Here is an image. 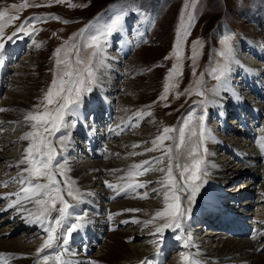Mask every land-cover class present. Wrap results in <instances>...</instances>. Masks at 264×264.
Here are the masks:
<instances>
[{"label": "rangeland", "instance_id": "1", "mask_svg": "<svg viewBox=\"0 0 264 264\" xmlns=\"http://www.w3.org/2000/svg\"><path fill=\"white\" fill-rule=\"evenodd\" d=\"M26 2L29 5L40 6L21 8L19 5L25 3V0H0V10H7L5 20L9 15L19 17L13 24L4 29L5 41L7 40V36L11 35L12 32L15 31V28L19 27L21 23L25 25V31L31 33V36H23L21 33H18L17 37L11 42H6L5 52L0 53V75L2 80L0 87V102L6 99V94L9 90L11 92L13 90V92L18 94L24 92V90H17V88L15 90L11 89V85L16 82L22 84L19 87L20 89H23L22 86L26 85V87H24L26 96L35 99V101H37L36 104H38L42 94L51 84L53 74L55 73L59 76L64 69V65L57 66L55 63V50L62 47L71 49V46L75 45L76 49H72L68 53V60L71 62L73 68L79 67L83 69L88 58L91 56V67L95 72L94 83L90 85L92 90L83 93L78 110H80V106L88 108L89 106L86 105L88 99H92V97L95 96L94 90L96 89L98 76L103 72L101 68L103 67V63H107V67L110 66V70L106 72H111V74L117 78L114 82H111L113 85H110V87L115 88V92L114 97L109 99V102L105 100V93L103 95L105 98L102 95H96L93 99L94 101L96 99V104L99 105L98 108L104 109V105H102L103 101H106L108 106L110 105L111 121L112 123L115 122V124L111 125L110 129V132H113L112 134L114 135L111 136V134H109L107 139L109 142L106 141L107 143H114L120 146L127 132L136 131L141 128L149 130L153 138L160 135L165 127H169L174 129L173 132L169 133L173 139L166 142L167 146H171L172 148L173 174L176 176L177 180L180 179V171H182L185 164L190 165L192 159L202 158L203 172L198 173V175L201 177L200 183L202 186L200 189L205 187V182L209 178L207 165L209 161H211V157L209 158V156L213 154V151H216L214 155L216 156L215 160L217 162L221 159V156L228 160L229 167L232 168V170H229L226 175L229 176L233 174V170L237 163V157L228 150L221 151L219 149L220 146H208V136H211V134L216 135L217 138L220 137L222 140L232 136L235 139H240L239 142H242V140L247 138V134L239 130L242 126L236 117L238 113L234 112L233 102L236 103V101L233 100L234 98H229L224 105L226 111L223 110L225 114L223 117L227 121L228 127V129L224 131L221 123L222 117H214L215 112L219 111L216 110L218 105L213 108L212 103L209 104V97L211 98V91L213 88L219 86L220 82L225 80L228 76L230 78H227V81L231 85L235 84L236 87H238L239 79L242 78V75L244 76V71H242L240 65H249L250 62L254 64H264V57L261 58L259 55L260 52L264 55V0H64L63 3H56V0H26ZM69 4L73 6L69 7ZM12 5H17L18 7L13 8L11 7ZM116 15L123 16L121 28H126L125 34L126 37H128L129 43L124 44L123 41L115 39L114 36L122 31L120 28L119 31L113 32L106 41H102V54L98 57L92 56L94 49L86 46L90 43L91 36L97 35L99 32L103 31L105 25ZM54 17H59V19H55ZM65 21H67V23H65ZM33 29H35V31H33ZM185 29H187L186 35H184ZM81 30H83V32H81ZM178 30L181 32V55L179 59L174 53V44L177 41ZM226 37L230 38L231 44V53L227 59L225 56L221 55V52L224 51L225 48L224 40ZM20 40L22 42L17 43ZM193 42L196 43L194 44ZM12 43L20 44V49L17 53H11L13 49L17 50V45H15L16 47H13V49L7 48L11 46ZM36 44L40 46L36 47ZM119 44L121 46L123 44L125 45L123 54L120 52L122 48H120L121 46ZM259 49L260 51H258ZM256 50L259 53L256 52ZM3 55L6 56V59L2 58ZM60 58L64 59L63 50L60 53ZM77 59H80L84 63L76 65L75 61ZM234 61L239 62L240 65H236ZM97 63L101 66L97 67ZM17 65L20 66L18 67ZM173 65L176 66V70L173 71L170 76V70L173 69ZM225 65L227 71L224 77L221 80H217L216 76L219 75V69ZM213 69L217 71L213 72ZM84 75L87 76V73H84ZM166 78H168L167 82L175 85V87H171L166 93V98L161 99L162 94H164ZM65 79H67V77H65ZM197 80L201 81L199 89L204 93L203 96L197 94ZM244 83L243 81L240 86L246 91L247 88ZM247 96L242 95V99L247 102V98H250L252 102L250 101L251 103H249L248 106H252L251 109L256 110L257 107L255 109L253 108V102L256 101L254 98L258 97L250 91H248ZM128 97L131 98L135 104V106H132L134 111L142 113L141 119L134 115L130 121H121L122 118L120 116H122L124 112L121 111L119 106L120 99ZM201 101H203V103H201ZM257 101H259V104L264 105V100H261V102L259 98ZM89 108L88 113L95 112L99 116L102 115L97 112L96 108ZM4 110L5 109H3V111ZM32 111L34 112L36 109L34 108ZM40 111H43V107L40 108ZM76 115L78 116V111ZM201 116L204 117L203 125L205 138L203 145L200 144L201 122L199 118ZM245 117L249 129L252 132L251 134L255 135L257 132L260 133L263 128L264 111L259 114L261 119L258 118L255 121L253 120L254 116L252 113L247 112ZM71 120V117H66L67 127L62 129V133H57V136L53 137V140L58 139L59 136L67 135L69 131L72 132V129L68 128V125H71ZM2 125L1 129L10 127L11 132L32 131L29 124H27L26 127L20 128L18 124H14L10 121H3ZM79 125L80 124L76 126L78 130L80 128ZM96 126L98 127V125ZM129 127L132 128L130 129ZM181 128L184 129V139L182 143L180 142L179 131ZM97 131H101V126L98 127ZM194 132L195 135L193 134ZM4 133L3 131L0 132V139L4 137ZM79 133L82 137V141L80 140L82 148L84 147L86 151L88 150V152H90L86 145L84 127H82ZM10 134L14 135L15 133L9 132L8 135L11 136ZM72 134L74 136V133ZM8 135H5V137H8ZM28 143L29 142L25 141L18 145L17 142L2 143L1 141L0 146H2L3 152H11L10 154H14L15 157H20V153H23V149L28 146ZM144 144L149 145V140H146L143 145ZM177 144L180 146L176 147ZM98 145L100 152L106 148V144L103 145V147H101L99 143ZM141 145L142 144L139 143L138 147ZM193 145L197 146L198 151L193 156H189V152ZM229 146L236 150L235 147ZM60 147V145H57L58 151ZM205 148L207 149L206 152L204 151ZM77 151L78 155L82 154L81 150ZM152 152H147V154ZM67 154L66 156H68ZM82 155L84 156V154ZM117 155L118 154H115V157ZM259 155L260 161L258 165H261L258 169L261 173H264V168H262L264 167V155H262V153H259ZM158 156L161 157L162 154L154 155L148 158V160L151 161L153 157L159 158ZM110 158L113 157L110 156ZM3 160L0 162H3ZM65 161V158L57 160L61 167L65 169L64 176L71 178L67 172L69 165H67L68 163ZM154 163L155 162L152 164L154 167L161 168L162 166L166 168L167 158L161 164ZM176 164L180 165L179 169L175 167ZM8 168L12 169V171L15 170L13 172H17L16 165L14 164L9 165ZM157 173L159 172H148L143 176L140 175V178L142 176V179L151 178L158 181L163 177L155 176ZM187 175L188 174H186V176ZM261 176L262 175H259L258 179L260 177L261 183H264V175ZM57 178L62 181L64 179L63 176L59 175ZM71 180L73 179L71 178ZM225 180L227 183L223 185V193H227L226 196H231L228 201L230 202L235 192V187L228 184L229 180ZM40 182L43 183L45 181L41 178ZM249 182H251L250 179ZM236 184H241V186L246 185L243 182H237ZM252 185L254 186V184ZM257 185H259V183H257ZM153 187H155V184L153 185L151 181V183H148L147 189L141 190L140 193L147 191V196H149V198L152 197L157 199L160 193L163 194L164 189L160 187V190V188ZM64 195L69 203H74L66 193ZM179 195L181 196V203L183 206L186 209L189 208L190 211L191 207L189 206L192 201L188 200V194L186 192H180ZM250 196L249 194L245 196V198H248L246 202H249L251 205V211L249 212L248 209V212L250 214H264V201L260 199L256 188L254 192H252V196ZM2 204L3 201L1 200L0 206ZM227 204L226 202V205ZM56 206L59 207L58 202ZM87 210L86 207L82 209V211ZM4 212L5 211L1 213ZM140 212L145 213V215L146 213L148 214L147 209H141ZM7 213H10V211L0 215V229H10L12 227L16 230V228L20 226L14 225L15 222L3 220L4 218L2 216L8 215ZM54 214L55 213H53V216H55ZM189 214V212H186L185 221ZM102 215L103 209H101L100 212V216ZM197 222V220L192 221L190 230V236L194 237V240H200L205 235H211L210 232L213 230L215 233L217 232V235L218 232L224 233L218 228L212 226L207 227ZM123 225L121 229H133V224L127 222ZM33 226L38 227V225ZM137 226L138 225L135 227ZM152 228L153 226H146L144 229H140L139 235L130 237L127 240V244L140 247L146 238L153 239L155 236L150 234L153 230ZM39 229V227L38 229L35 227L34 230L33 227L30 229L31 231L27 230L28 235L26 229H20L16 232L14 230L10 235L14 238L18 237L19 239H32V237H34L35 239L38 238V241L41 240V238L44 240V238H46L45 231L43 228L42 231H39ZM207 231L209 232L207 233ZM147 233H149V235ZM229 236L230 238H235L234 235ZM247 237L248 236H245L244 238ZM248 238L255 239L252 238L251 235H249ZM179 242L180 241L171 244L167 252H162V264H168L169 261L177 255L180 256L181 253L186 254L182 248L178 247ZM255 242L256 245L262 246L264 239L259 238ZM214 244L215 243L210 240L209 245ZM103 247L104 242L98 241L95 246L90 248L87 256L90 257L93 255L91 260L96 258L94 255ZM75 252L77 254L79 253L77 256H83L84 254V252L79 249L75 250ZM257 253L262 255L264 250L258 251ZM141 260H138V262L134 261L130 264H137ZM98 261L97 264H100L101 260ZM50 262L54 264L53 261L50 260Z\"/></svg>", "mask_w": 264, "mask_h": 264}, {"label": "bare ground", "instance_id": "2", "mask_svg": "<svg viewBox=\"0 0 264 264\" xmlns=\"http://www.w3.org/2000/svg\"><path fill=\"white\" fill-rule=\"evenodd\" d=\"M121 29L122 31L118 32L114 37L118 41L120 40L123 41L124 44H128V37H126L125 34L126 28L122 27ZM20 42L22 41L20 40L17 43ZM17 43H12L11 46L7 47L13 49V47H16L15 45L18 46L17 50L11 49V53H17L19 51L20 44ZM124 44L122 46L119 44L121 46L120 48H122L120 50L121 54H123L125 49ZM260 49L258 51H260ZM258 51L256 50V52ZM260 53V57L263 58L264 55ZM2 58L6 59V56L3 55ZM234 62L236 65H240L239 62ZM102 65L103 67L101 68L103 72L98 76V82L94 93L95 96H103L105 93L106 98L104 96L103 97L107 102H109V99L114 97L115 92V88L110 87V85H113L111 82H114L117 78H115L111 72H106L110 70V66L107 67V63H103ZM99 66L101 65L98 64L97 67ZM240 66L242 71H244V76L241 74L242 78H238V87H236L235 84L231 85L227 81V78H230L228 76L225 78V80L220 82L219 86L213 88L211 91V98L209 97V104L212 103L213 108L218 105L216 110L219 111L215 112L214 117H222L221 123L224 131L228 129L226 123L227 121L223 117L225 115L223 110L226 111L224 109V105L227 103L229 98H234L233 100L236 101V103L233 102V108L235 109L234 112L238 113L236 117L242 126V128H239V130L244 131V134H247V138L242 140V142H239L240 139H235L232 136H229L228 139L223 140L220 139V137L217 138L216 135L211 134V136H208V146H220L219 149L221 151L228 150L237 157V163L235 165L236 167L234 166L236 169L234 168L233 174H230L231 176L229 175L230 177L227 176L226 173L229 170H232V168L229 167L228 160L221 156V159L217 162L215 160L216 156L214 155L216 151H213V154L209 156V158L211 157V161H209V164L207 165L209 178L205 182L206 186L199 190L195 199L189 206L191 207L190 211L188 208L187 212L190 214L186 221H184V230L182 232L172 229L164 231L163 243L159 246V256L153 255L156 245L153 244L152 241L159 239V237L156 235H154L155 237L153 239L146 238L140 247L127 244V240L130 237L139 235L140 229H144L146 226H153V230L150 234L154 233L155 225H146L144 221L151 219L154 213L158 210H161L164 206L162 193H160V196L157 199L152 197L149 198V196L145 197V193H147V191H144L145 193H140L141 190L143 191L144 189H147L148 183H151V181L153 185L155 184V187L153 188H160L161 185L157 183V180L151 178L142 179L143 175L141 178L140 176H133L131 178L127 176V173L133 164L140 163L144 160H148V158L154 155H160L163 153L162 148H158L156 149L158 151L155 150L149 154H147V151H145L146 148L153 147L151 141L154 140L156 136L152 138V133H150L147 129L141 128L136 131H129L128 129L129 132L126 133V136L123 137L122 141L120 140L122 142L120 146L114 143H107L106 141H108L107 139L109 134H111V136L114 135L112 134L113 132H110V129L111 125L115 124V122L112 123L111 121L112 117H110V105L108 106L107 102L103 101L102 105H104L105 110L98 108L99 105L96 104V99L95 101L93 100L95 96H93L92 99H88L86 105L96 108L97 112L102 114L101 116H99L97 113L94 115L92 113H88L90 108L84 106H80V110H78V116L76 114L74 116H68L72 118L71 125H68V128L72 129V132H67L66 136L69 138L68 141H66L67 148L62 153L63 156H57V160L61 158L66 159L65 162H67V165H69L67 172L73 179L72 181L75 182L74 186L79 188L82 193L81 203H79L74 210L70 211L72 212L73 216H85L87 222L82 229L72 233V237L69 240L72 243L65 246L67 252L64 256V259L70 260L71 264H91L93 261L97 264L99 262L98 260L102 261H100V264H130L134 261L138 262V260H141L144 257L142 260L146 258H153L154 260H158L159 264H162V252H167L171 244L180 241L178 247L182 248L186 254H191L193 258L198 260L199 264H264V253L262 255L257 253L258 251L264 250V243L262 246L255 244L257 239H264V214H250L249 212L251 211V205L249 202H246L248 198H245V196L248 194L250 196V193L252 196V192H254V189L256 188L258 190L260 199L264 201V183H261L260 177L258 179L259 175H264V173H261L258 169L261 165H258V162L260 161L259 153L264 155V151H262L257 144L258 138L264 136V119L262 123L263 128L260 133L257 132V134L253 135L251 134L252 132L249 129L247 119L245 117L247 112L252 113L254 116L253 120L255 121L258 118L261 119L259 114L264 111V105L259 104V101H257L259 98L260 101L264 100V64H254L253 62H250L249 65ZM1 81L0 75V87ZM243 81L245 82L244 85L247 88V90L245 89L246 91H244L240 86ZM20 85L22 84L15 82V84L11 85V89L15 90L17 88V90H24L23 93L18 94L13 92V90L12 92L9 90L6 94V99L0 102V109H5L3 112L0 111V115L3 116H0V132L3 131L4 133L6 131L4 133L5 135H8L9 132L15 133L14 135L10 134L11 136L8 135V137H5L3 134L4 137L0 139V143L1 141L2 143L17 142L19 145L25 142L19 138L26 131L17 133L11 132L10 127L1 129V126H3V121H10L14 124H18V127L20 128L26 127L28 123L24 122V115L35 108L34 106L36 105L37 101L26 96V90L24 88L26 85L22 86L23 89L19 88ZM248 91L258 97H255L254 99L256 101L253 102V108L255 109L257 107L256 110L251 109L252 106H248V104L252 102L250 98H247V102L242 99V95L247 96ZM119 106L121 111L124 112V116H120L122 118L121 121H130V119L134 116V113H136L134 108H132V106H135L132 99L129 97L120 99ZM78 124H80L79 130L77 129L78 127L76 128ZM96 125H98V127L101 126V131H97L98 127ZM82 127H84L86 145L90 152H88V150L86 151L84 147L82 148L80 144L82 137L79 131L82 130ZM72 133H74V136ZM146 140H149V145H143ZM98 143L101 145V147L106 144V148H102L103 151L101 152L100 148L98 147ZM139 143L142 144L140 147H132L133 145H139ZM164 144L167 146L166 141H164ZM229 145L235 147L237 151L234 148L232 149ZM77 150H81L84 156L81 153V155H78ZM10 153L3 152L2 146H0V161L4 159V164L3 162H0V199L3 201V204L0 206V213L3 211H10V213H7L8 215L2 216L4 218L3 220L15 222L14 225L20 227L16 228V230L12 227L10 229H0V258L6 260L7 264H37L38 260L40 261V264H44L42 255L53 256L55 255V251H63V249H47L44 253L38 256L36 249L42 244V238L38 241V238L35 239L34 237H32V239H19L18 237L14 238L10 235L12 232H14V230L16 232L20 229H26L27 232V230L31 231L30 229L33 227L34 230L35 227L36 229L39 227V231H42L43 228V226H41L39 223L27 222L31 219L28 217L27 212L17 211L16 208L7 207L8 203L15 199V197H9L6 194L18 191L20 187L17 181L12 180L11 178L17 176V173L20 172L22 167H24L23 165L18 166V160L22 154L20 153V157H15L14 154ZM131 153H138V155H131ZM66 154L68 156H66ZM115 154L118 155L115 157ZM110 156L113 158H110ZM166 158L167 157H165L164 160ZM11 164L16 165L17 172H13L15 170L12 171V169L8 168V166ZM161 168L163 167L161 166ZM155 176L163 177L164 173L159 172L155 174ZM130 179L139 183H143L145 186L120 191V188H123L125 183H127ZM225 179L229 180L228 184L235 187V192L233 193V197L230 199V202L228 201L231 196H226L227 193H223V185L227 183ZM249 179L251 182H249ZM105 181H109L110 183L117 185V187L109 189V187L105 185ZM5 182H7L6 186ZM237 182H243L246 185L241 186V184H236ZM257 183H259V185H257ZM252 184H254V186ZM226 202L228 203L227 205ZM26 207L29 211L35 210L34 206L31 204H27ZM84 207H86L89 211H82ZM101 209H103L102 216H100ZM134 209L138 211H130ZM141 209H147L148 214L146 213L145 215V213L140 212ZM222 209L225 210L222 211ZM4 213H1L0 215H3ZM110 214H112L111 219H109ZM195 220L198 221V224L200 223L207 227L212 226L218 228L224 233L218 232L217 235V232L215 233L214 230H211V235H205L200 240H194V237L190 236L189 240L192 221ZM121 221H128V223L133 224V229H121V227L124 226L123 224H125L121 223ZM157 223H163V221L160 220L157 221ZM33 225H38V227ZM136 225L138 226L135 227ZM209 231H207V233ZM147 234L149 235V233ZM178 235L183 237L177 240L175 238ZM229 235H234L235 238H230ZM249 235H251L252 238H255L256 236L257 237L255 239H249ZM245 236H248V239L244 238ZM78 240H80V243H78ZM210 240L216 245H209ZM98 241L104 242V247L100 248L99 251L94 255L96 258L91 260L93 255L90 257L87 255L90 251V248L95 246ZM185 241H188L187 246L185 245ZM84 247L88 248L89 251ZM77 249L84 252L83 256H77L79 254L75 252ZM48 264L52 263L49 261ZM168 264H182L180 256L177 255L171 261H169Z\"/></svg>", "mask_w": 264, "mask_h": 264}, {"label": "snow or ice", "instance_id": "3", "mask_svg": "<svg viewBox=\"0 0 264 264\" xmlns=\"http://www.w3.org/2000/svg\"><path fill=\"white\" fill-rule=\"evenodd\" d=\"M64 0H56V3H63ZM30 6L39 7L40 5H29L26 0L25 3L19 5L21 8H27ZM73 5L69 4V7ZM11 7L16 8L17 5H12ZM7 10H0V53L5 49L6 42H11L17 37L18 33L23 36H31V33L25 31V25L21 23L19 27L15 28V31L11 35L7 36V40L4 39V29L18 19V16H7ZM59 19V17H54ZM38 19V18H34ZM123 16L116 15L111 19L109 23L105 25L103 31L99 32L97 35L91 36L90 43L86 46L94 49L92 56H99L103 52L102 41H106L107 38L116 31H119L122 25ZM67 23V21H65ZM35 31V29H33ZM83 32V30H81ZM187 34V29L184 30V35ZM180 39L181 32L177 31V41L174 44V53L177 58H180ZM194 44L196 42H193ZM225 48L221 52V55L227 57L231 53L230 38L226 37L224 40ZM39 47V44L35 45ZM76 49L75 45L71 46V49L67 47L57 48L54 52L56 56V65H64V69L61 71L60 75L57 76L53 74V80L49 85L48 89L42 94L41 100L34 107L36 111H30L24 115V122L28 123L32 131L25 132L19 139L22 141H27L28 146L23 149L22 156L18 160V166L23 165L17 176L12 177V180L17 181L20 185L19 190L6 195L9 197H15L11 200L7 207L16 208L17 211L27 212L28 217L31 219L27 222L39 223L43 226L46 233V238L43 240L40 247L36 249L38 255L45 252L47 249H63V251H55V255H42V260L44 264H48L50 260L54 264H71L70 260L64 259L67 249L65 246L69 243L72 237V233L82 229L87 222L86 217L82 215L73 216L70 210H74L79 203L82 201V193L79 188L74 186L75 182L72 181L67 176H64V168L57 162V156L62 155L66 150L68 141V136L62 135L58 139L53 140V137L57 136L62 129L67 127L66 117L69 115H75L79 109V105L82 100V95L86 91H91L90 85L94 83L95 72L93 71L92 57L88 58L87 63L83 69L76 67L73 68L71 62L68 60V53L70 50ZM64 51V59L60 58L61 51ZM195 55V53H194ZM76 65L84 63L80 59L75 61ZM176 70V66L173 65V69L170 70V76L173 71ZM213 69V72H216ZM227 71L226 65L219 69V75L216 76L217 80H221ZM87 73V76L84 75ZM67 77V79H65ZM168 78H166V83L164 85V94H162L161 99L166 98V93L171 87L175 85L170 84ZM201 81L197 80V94L203 96L204 93L200 91L199 84ZM203 103V101H201ZM51 106V107H49ZM43 107V111L40 108ZM3 111V109H0ZM136 117H141L142 113H134ZM200 144L203 145L204 141V117L200 118ZM174 129L165 127L162 133L155 137L151 141L153 147L146 148L145 151L152 152L158 148L163 149L162 156L160 158L153 157L152 160H144L140 163L133 164L127 176L129 178L133 176L144 175L148 172H162L164 176L162 179L158 180L157 183L161 185L163 192L164 206L161 210L154 213L151 219L144 221L146 225H155V231L153 235L159 237V239L152 241L156 245L154 256H159L160 245L163 243V233L165 230H179L183 231V224L186 217V209L181 203L180 192H186L188 194L187 198L193 201L196 194L199 192L200 187V175L198 173L203 172V159H192L191 164H185L182 171H180V179L177 180L176 176L173 174V157L171 155V146H166L164 141L173 139L169 133L173 132ZM180 142H183L184 129L180 130ZM195 135V132L193 133ZM258 147L264 151V136L258 138ZM57 145H60L59 151L57 150ZM180 145L177 144L176 147ZM132 147H138V145H133ZM198 151L196 145H193L189 156H193ZM206 152L207 149L205 148ZM131 155H138V153H131ZM164 157H167V167L158 168L152 166L153 162L156 164L163 163ZM66 167V165H65ZM176 168H180L179 164L175 165ZM190 173V174H189ZM186 174H188L186 176ZM63 176V181L58 180L57 176ZM41 178L45 182L41 183ZM109 188H116L117 185L110 183L109 181L104 182ZM150 183V182H149ZM7 182H5L6 186ZM143 183H139L135 180H129L125 183L120 191H125L126 189H134L137 187H144ZM155 191V190H154ZM71 198L74 203H69L65 199V195ZM147 193H145V197ZM57 202L59 207H57ZM27 204L34 206V211H29L26 207ZM138 211V210H130ZM55 213V216H53ZM112 218V214L109 215V219ZM162 220L163 223H157V221ZM128 221H121V223H127ZM135 222V221H133ZM178 240L181 236L176 237ZM190 240V235H189ZM188 241H185L187 246ZM180 259L182 264H199L198 260L192 257L191 254H180ZM0 264H7L6 260L0 258ZM40 264V261H37ZM91 264H96V262H91ZM139 264H159L158 260L146 258L141 260Z\"/></svg>", "mask_w": 264, "mask_h": 264}]
</instances>
